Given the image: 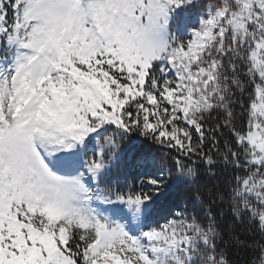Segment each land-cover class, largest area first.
<instances>
[{
  "label": "snow or ice",
  "instance_id": "obj_1",
  "mask_svg": "<svg viewBox=\"0 0 264 264\" xmlns=\"http://www.w3.org/2000/svg\"><path fill=\"white\" fill-rule=\"evenodd\" d=\"M201 164L264 237V0H0V264H264Z\"/></svg>",
  "mask_w": 264,
  "mask_h": 264
},
{
  "label": "trees",
  "instance_id": "obj_2",
  "mask_svg": "<svg viewBox=\"0 0 264 264\" xmlns=\"http://www.w3.org/2000/svg\"><path fill=\"white\" fill-rule=\"evenodd\" d=\"M241 98L247 102L246 95ZM235 111L237 113L235 120L236 126L237 128H243L246 124V113L241 115L242 109L239 107V105L236 106ZM223 131L224 136L220 137L221 148H223L224 139L227 138L232 140L231 134L228 132V130L224 129ZM135 147L137 150L143 153L155 154L157 163L165 169V179H167L169 183H173L175 181V170L173 169L171 174L168 172V168L171 167V160L170 158L167 160L163 158L162 150L160 148L157 146H152L148 143H137ZM199 172L200 180L198 181V185L181 184L176 186L174 190L165 198V201L161 206V211L167 212L170 209L184 210L187 208L189 211L195 209L199 214L202 215L203 209L193 199L194 193L198 186L200 187L201 191H204L205 188H213L214 192L219 190L225 194L222 201L217 200L212 206L213 212L216 214L217 224L219 225L223 234H225L226 237L232 234H238L243 240L249 242L264 240V237L260 235L257 225L254 222L249 220L239 222L233 217L231 213L227 197V181L231 173H225L222 168L218 167L216 169L217 175L215 177H211L206 174L205 168L202 164L199 165ZM205 200L207 201V194H205ZM251 256L252 253L246 249L235 247L230 249V259L233 261V264H248Z\"/></svg>",
  "mask_w": 264,
  "mask_h": 264
}]
</instances>
